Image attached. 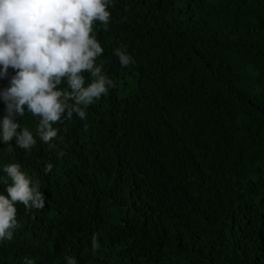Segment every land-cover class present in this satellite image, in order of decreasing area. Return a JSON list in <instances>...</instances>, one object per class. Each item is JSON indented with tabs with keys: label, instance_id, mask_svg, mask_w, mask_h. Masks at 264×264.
Masks as SVG:
<instances>
[{
	"label": "trees",
	"instance_id": "trees-1",
	"mask_svg": "<svg viewBox=\"0 0 264 264\" xmlns=\"http://www.w3.org/2000/svg\"><path fill=\"white\" fill-rule=\"evenodd\" d=\"M109 11V30L97 21L92 34L116 87L86 121L53 125L56 149L26 106L16 122L36 145L0 140V194L3 167L18 163L45 196L40 210L16 203L21 227L0 241V264H264V0H112ZM117 47L135 63L121 67Z\"/></svg>",
	"mask_w": 264,
	"mask_h": 264
},
{
	"label": "clouds",
	"instance_id": "clouds-1",
	"mask_svg": "<svg viewBox=\"0 0 264 264\" xmlns=\"http://www.w3.org/2000/svg\"><path fill=\"white\" fill-rule=\"evenodd\" d=\"M112 0H0V78L6 82L9 68L16 73L10 87L0 90V100L5 104V115L0 121V140L8 144L15 138L16 146L30 151L37 143L33 133L21 128L16 118L27 112L39 119L36 134L49 149L58 136L56 123L71 120L76 114L87 120V109L116 83L103 72V63L96 60L103 54L101 43L92 34L95 22L104 31L109 30ZM121 67L135 63L126 47L113 49ZM87 72L91 82L85 86ZM66 82L67 87H59ZM17 129H21L17 131ZM89 125H83L87 132ZM63 156V151L57 152ZM53 165L44 167L45 174ZM11 183L0 194V241L12 240L21 225L17 220L16 203L27 210L45 207V196L39 180H33L21 170L18 163L3 167ZM91 247L96 252L100 245L93 234ZM25 264H33L26 259ZM66 264H77L75 258L66 257Z\"/></svg>",
	"mask_w": 264,
	"mask_h": 264
}]
</instances>
